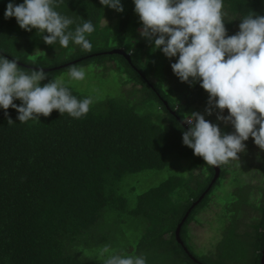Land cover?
I'll use <instances>...</instances> for the list:
<instances>
[{"label":"trees","instance_id":"1","mask_svg":"<svg viewBox=\"0 0 264 264\" xmlns=\"http://www.w3.org/2000/svg\"><path fill=\"white\" fill-rule=\"evenodd\" d=\"M7 3L0 0V53L6 58L17 59L24 71L43 68L47 79L42 84L71 65L115 64L122 93L99 97L70 87L78 98H94L80 119L53 110L47 117L41 114L39 121L20 123L15 109H7V117L0 109V264H103L89 250L105 245L125 254H144L147 264H260L264 150L258 186L245 183L229 162L219 166L218 179L199 201L214 169L183 145L187 129L181 122L192 108L207 105L208 98L198 82L189 86L174 75L170 64L175 58H166L140 37L142 22L132 0H122V13L99 0H61L58 11L76 23L82 18L94 24L87 37L93 45L90 52L71 42L67 49L45 44L35 29L25 31L14 17L4 18ZM224 11L227 33L233 35L239 30L237 16L264 15V0H224ZM105 19L110 26L102 27ZM114 50L129 55L130 61L109 54ZM147 107L163 114L156 116ZM8 118L14 123L8 124ZM170 155L186 160L190 171L199 169L200 175L172 174L129 202L123 188L127 178L169 168ZM229 174H234V186L221 213L222 232L211 249L198 255L189 226L199 222L198 215ZM129 191L135 193L134 187ZM189 209L180 245L175 231ZM130 230L138 232L137 239L125 242Z\"/></svg>","mask_w":264,"mask_h":264},{"label":"clouds","instance_id":"2","mask_svg":"<svg viewBox=\"0 0 264 264\" xmlns=\"http://www.w3.org/2000/svg\"><path fill=\"white\" fill-rule=\"evenodd\" d=\"M60 2L8 0L4 18L14 17L25 31L35 29L47 45L58 44L67 49L71 42L90 52L93 45L87 37L94 32V24L82 18L76 23L72 16L57 10ZM132 3L142 22L140 37L166 58H175L170 67L181 82L189 86L198 82L208 93L204 113L194 111L183 118L187 126L182 133L183 145L210 166L238 160V153L245 150L244 142L250 136L264 150V15L251 12L237 16L239 30L228 35L224 0H132ZM99 4L118 13L124 10L122 0H99ZM17 61L0 53V109L5 110L6 117L10 107L18 113L16 119L20 123L39 121L41 114L47 117L53 110L74 119L89 113L94 98H78L69 86L71 81L86 78L84 67L69 66L67 82L54 77L42 84L47 79L43 68L24 71ZM15 100L20 101L19 105ZM225 109L227 115L223 114ZM213 112L217 121L231 125L234 132L222 133L219 124L206 120L205 116ZM7 122L14 123L11 118ZM98 254L104 257L103 264H147L144 254H125L108 245Z\"/></svg>","mask_w":264,"mask_h":264},{"label":"rangeland","instance_id":"3","mask_svg":"<svg viewBox=\"0 0 264 264\" xmlns=\"http://www.w3.org/2000/svg\"><path fill=\"white\" fill-rule=\"evenodd\" d=\"M101 25L102 27L110 26L111 21L105 19L101 22ZM108 67L110 68L107 69ZM116 67L117 66L115 64H113L112 67L108 64L104 68L97 66L84 67L86 71V78L83 81H71L69 82V86L88 95L96 94L99 97L117 96L119 93H122V88L119 84L120 75ZM167 76H169V73H167ZM56 78H63L67 82V72L61 73ZM125 90L130 91V88ZM204 97L208 98V93L206 91ZM206 106V104H201V107L199 108H192L191 112L195 111L203 114ZM147 109H150V111L156 116L163 114L161 111H157L154 107H147ZM223 114L227 115V109L224 110ZM205 118L210 122L219 124L222 133H227L229 128L232 129L231 125H225L224 123L217 121L215 112H213V115L211 116L206 115ZM244 143L246 145L245 150L238 153V160L230 161V169L239 170V176L241 175V178L245 180V183H249L251 186H258L261 180V175L257 168L262 164L263 150L259 149V147L254 144L251 136ZM169 159L171 163L169 168L159 172L139 173L135 176H129L127 178V180L123 183V188L125 189L124 193L126 194L129 202L134 201L138 193L145 192L151 187L157 186L160 182L164 181L172 174H179L186 178L190 176L198 177L200 175L201 171L199 169L190 171L189 163L181 157L170 155ZM233 178L234 174L226 175V178L222 181L220 187L212 196L208 208L198 215L199 222L192 223L189 226L192 241L196 247L198 255H203L205 251L211 249L222 232L221 230L223 224L222 219H220L222 216L221 213L226 206L225 203L227 204L226 201L230 198V192L233 189L232 186H234L232 180ZM130 187H134L135 193H130ZM254 198H258V195ZM130 205L131 204H129V206ZM248 211L252 214V210L249 209ZM244 222L248 223V220H245ZM245 223H243V228L246 227ZM137 236L138 232H132V230H130L123 239H125V242L126 240L136 241ZM98 253L99 250H89L90 257L95 255L104 259V257L100 256Z\"/></svg>","mask_w":264,"mask_h":264},{"label":"water","instance_id":"4","mask_svg":"<svg viewBox=\"0 0 264 264\" xmlns=\"http://www.w3.org/2000/svg\"><path fill=\"white\" fill-rule=\"evenodd\" d=\"M109 54H120V55H122V56H124L128 61H130L129 60V55H126L123 51H121V50H114V51H112V52H110ZM74 63H76V62H74ZM174 114V113H173ZM181 124L184 126V128L185 129H187V126L183 123V122H181ZM213 169H214V176H213V179H212V181L210 182V184H209V186H208V188H207V190L204 192V194L200 197V199H199V201L203 198V196L211 189V187H212V185L216 182V180L218 179V176H219V173H220V168H219V166H213ZM198 201V202H199ZM195 204H197V203H195ZM194 204V205H195ZM190 211H191V209H189L188 211H187V213H186V215L184 216V218L182 219V221L181 222H179L180 224L177 226V228H176V231H175V235H176V240H177V242L180 244V245H182V242H181V240H180V238H179V234H180V228H181V225L183 224L182 222H184L185 220H186V218H187V216L189 215V213H190ZM186 250V249H185ZM196 263H198V264H200L199 262H197L196 260H194ZM260 264H264V239H263V245H262V251H261V257H260Z\"/></svg>","mask_w":264,"mask_h":264}]
</instances>
